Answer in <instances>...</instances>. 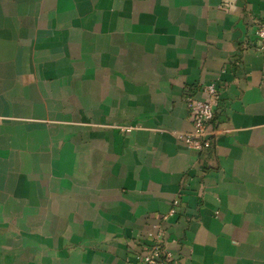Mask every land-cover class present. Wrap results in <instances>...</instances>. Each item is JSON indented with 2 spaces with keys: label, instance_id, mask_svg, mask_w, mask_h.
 Masks as SVG:
<instances>
[{
  "label": "crops",
  "instance_id": "crops-1",
  "mask_svg": "<svg viewBox=\"0 0 264 264\" xmlns=\"http://www.w3.org/2000/svg\"><path fill=\"white\" fill-rule=\"evenodd\" d=\"M256 20L264 0H0V264H135L156 227L174 264H264ZM212 83L199 154L184 96Z\"/></svg>",
  "mask_w": 264,
  "mask_h": 264
},
{
  "label": "built area",
  "instance_id": "built-area-1",
  "mask_svg": "<svg viewBox=\"0 0 264 264\" xmlns=\"http://www.w3.org/2000/svg\"><path fill=\"white\" fill-rule=\"evenodd\" d=\"M251 33L245 44L241 46V53L252 50L264 56V22L253 21ZM242 58L238 57L234 66H240ZM221 88L218 83H212L198 90L187 89L184 102L188 108L192 123V130L186 134H178L177 140L185 147L196 153H203L213 145L216 134L215 120L217 103L221 97ZM202 94L203 97L199 98ZM180 211V201L175 200L167 215V219L175 217ZM165 230L156 227L155 231L149 234L145 243H139L136 248L138 260L135 264H174L175 258L165 243Z\"/></svg>",
  "mask_w": 264,
  "mask_h": 264
}]
</instances>
